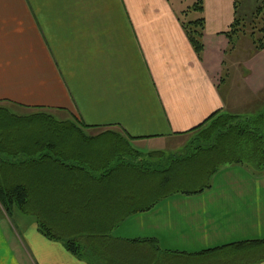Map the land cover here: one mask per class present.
Masks as SVG:
<instances>
[{"label":"crops","instance_id":"crops-1","mask_svg":"<svg viewBox=\"0 0 264 264\" xmlns=\"http://www.w3.org/2000/svg\"><path fill=\"white\" fill-rule=\"evenodd\" d=\"M244 2L254 7L257 0ZM183 4L0 0V102L81 123L59 131L57 141L65 163L95 167L87 172L49 159L32 169V213L0 211V264H90L65 245L100 231L118 240L153 238L160 249L183 253L264 238V172L225 165L202 193H172L136 212L137 196L164 194L134 193L127 167L104 173L112 143L101 132L121 134L141 153L162 151L173 141L181 147L216 111L251 115L264 108V48L230 62L224 54L234 0H202L200 58L175 14ZM225 67L232 74L222 93Z\"/></svg>","mask_w":264,"mask_h":264},{"label":"trees","instance_id":"trees-1","mask_svg":"<svg viewBox=\"0 0 264 264\" xmlns=\"http://www.w3.org/2000/svg\"><path fill=\"white\" fill-rule=\"evenodd\" d=\"M239 5L240 0H234V19L223 32L230 48L234 47L235 38L246 33L243 25L246 18L238 16ZM191 12L195 13L194 19L182 21V27L200 58L204 28L202 0H195L181 11L183 15ZM251 17L259 18L262 24L257 30L260 36L254 40V50L259 51L264 48V0H257ZM78 125L81 123L70 116L58 117L47 108L0 102V211L7 215L13 209L32 213L29 175L35 166L49 159L65 166L86 168L87 172L90 170L87 168H95L92 163L79 167L84 162L77 159L65 163L69 158L58 144V136L64 135L59 131ZM189 132L192 136L181 145V152L170 156L162 151L141 153L112 130L98 135H111L108 138L112 151L109 157H104L105 174L115 166L127 167L134 171V193L164 194L137 196L135 212L150 209L172 193H202L211 187L212 177L225 165L240 164L252 173L264 172V108L251 115L216 111ZM79 133L88 142L95 139ZM65 247L76 256L87 258L90 264H255L264 260V238L200 253H183L162 250L153 238L118 240L100 231L87 234L82 242L67 241Z\"/></svg>","mask_w":264,"mask_h":264},{"label":"rangeland","instance_id":"rangeland-1","mask_svg":"<svg viewBox=\"0 0 264 264\" xmlns=\"http://www.w3.org/2000/svg\"><path fill=\"white\" fill-rule=\"evenodd\" d=\"M177 1L178 0H174V1L170 0V2H177ZM194 1L195 0H184L183 6H179V8H178V6L175 7V14H177V18L181 24V27H182V21L188 22L189 20L194 19V17H195L194 12H191V14L186 13L185 15H183V13H181L182 10L187 9V7L192 5ZM238 8H239L238 9V16L240 18H246L245 22H243V25L245 26L246 33H243L239 37L234 39V41L236 43V48L233 47V48H230V49L225 51L224 54L230 56V57H228L229 62L233 56L240 57L243 54V52H249L252 49V47L254 46V40L260 36L259 32L257 30L260 27V25H262L259 18L253 19L251 17V12H252L253 7H249L246 2H244L243 0H240V5ZM184 31L186 32V30H184ZM252 31H254V34H253L254 36L251 35ZM225 63H226V65H228L227 62H225ZM228 74H232L231 70L228 67H225L224 71H222V78L224 77V80H223L224 83L221 86L222 93H225V90H227V76H228ZM259 108L260 107H257L254 111H250V112L251 113L256 112ZM191 136H192V133L186 135L185 138L189 139ZM179 142H182V141H179ZM174 143H175V141H173L172 145L166 146L163 148L162 152L164 153L165 156L175 155V154H179L181 152L180 151L181 147L174 145ZM142 149H144L145 151L148 150L147 148H142Z\"/></svg>","mask_w":264,"mask_h":264}]
</instances>
